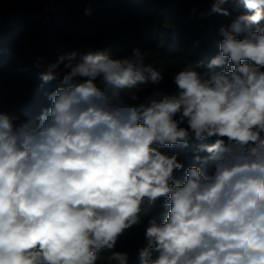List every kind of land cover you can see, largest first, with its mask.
I'll list each match as a JSON object with an SVG mask.
<instances>
[{"label": "clouds", "instance_id": "1", "mask_svg": "<svg viewBox=\"0 0 264 264\" xmlns=\"http://www.w3.org/2000/svg\"><path fill=\"white\" fill-rule=\"evenodd\" d=\"M227 2L205 15L230 16ZM236 2L246 13L207 65L173 75L176 93L148 52L98 49L47 64L41 79L62 80L38 122L0 112V264H97L102 249L128 264L117 241L161 198L140 264H264V0ZM212 138L187 168L160 150Z\"/></svg>", "mask_w": 264, "mask_h": 264}, {"label": "trees", "instance_id": "2", "mask_svg": "<svg viewBox=\"0 0 264 264\" xmlns=\"http://www.w3.org/2000/svg\"><path fill=\"white\" fill-rule=\"evenodd\" d=\"M54 4L60 11L51 16L48 25L25 22L5 28L0 35V112L15 114L22 121L38 122L41 113L50 107L48 95L61 86L62 75L48 82L41 75L47 64L61 55L99 49L108 50L113 58H124L140 48L148 52L147 62L162 71L160 87L176 93L173 75L190 62L203 61L207 65L219 53L223 39L219 28L246 13L236 0L222 5L231 13L228 17L205 15L212 0H54ZM44 5V0H0V16L16 8L36 14ZM86 10L90 14L86 15ZM260 27L264 28V21ZM152 88L149 85L141 95ZM213 142L214 138L193 139L188 148L160 150L178 154V160L187 168L195 164L193 147ZM174 176L183 181L184 171L174 170ZM167 211L161 198L144 223L120 236L114 250L127 252L128 264H140L138 249L145 243L147 220L154 217L158 223L163 222ZM108 255L110 251L102 249L97 264H108Z\"/></svg>", "mask_w": 264, "mask_h": 264}, {"label": "built area", "instance_id": "3", "mask_svg": "<svg viewBox=\"0 0 264 264\" xmlns=\"http://www.w3.org/2000/svg\"><path fill=\"white\" fill-rule=\"evenodd\" d=\"M45 5L42 9L32 14L24 8H16L6 15L0 16V35L8 27H13L25 22H38L42 25H48L52 15L60 11L59 7L54 4V0H44Z\"/></svg>", "mask_w": 264, "mask_h": 264}]
</instances>
